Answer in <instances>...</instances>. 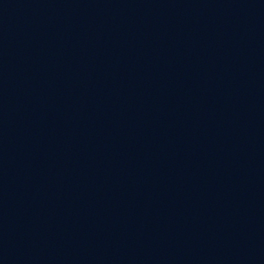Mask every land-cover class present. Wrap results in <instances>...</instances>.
Masks as SVG:
<instances>
[{
    "label": "water",
    "instance_id": "95a60500",
    "mask_svg": "<svg viewBox=\"0 0 264 264\" xmlns=\"http://www.w3.org/2000/svg\"><path fill=\"white\" fill-rule=\"evenodd\" d=\"M0 264H264V0H0Z\"/></svg>",
    "mask_w": 264,
    "mask_h": 264
}]
</instances>
